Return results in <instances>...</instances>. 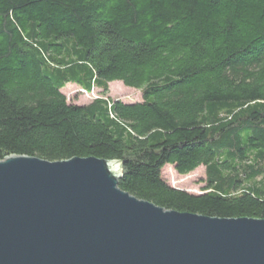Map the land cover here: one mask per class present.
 <instances>
[{
  "label": "trees",
  "instance_id": "obj_1",
  "mask_svg": "<svg viewBox=\"0 0 264 264\" xmlns=\"http://www.w3.org/2000/svg\"><path fill=\"white\" fill-rule=\"evenodd\" d=\"M122 80L143 99L109 95ZM68 83L102 89L70 102ZM122 162L169 209L264 218V0H0V160ZM206 167L204 191L166 165Z\"/></svg>",
  "mask_w": 264,
  "mask_h": 264
},
{
  "label": "water",
  "instance_id": "obj_2",
  "mask_svg": "<svg viewBox=\"0 0 264 264\" xmlns=\"http://www.w3.org/2000/svg\"><path fill=\"white\" fill-rule=\"evenodd\" d=\"M97 156L0 160V264H264V218L169 209Z\"/></svg>",
  "mask_w": 264,
  "mask_h": 264
},
{
  "label": "rangeland",
  "instance_id": "obj_3",
  "mask_svg": "<svg viewBox=\"0 0 264 264\" xmlns=\"http://www.w3.org/2000/svg\"><path fill=\"white\" fill-rule=\"evenodd\" d=\"M63 91L70 102L84 104L102 94V89L95 88L93 91H86L80 85L68 83ZM142 91L139 88L127 86L122 80H115L111 83L109 95L121 98L126 102H135L143 99ZM165 179L179 188L186 189L192 193H201L205 187L206 167L199 166L196 170L182 174L177 171L173 164H168L163 170Z\"/></svg>",
  "mask_w": 264,
  "mask_h": 264
}]
</instances>
